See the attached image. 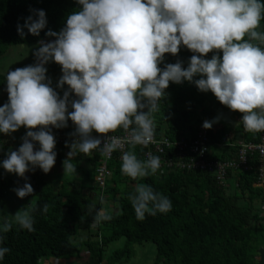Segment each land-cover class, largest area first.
<instances>
[{"label":"clouds","instance_id":"1","mask_svg":"<svg viewBox=\"0 0 264 264\" xmlns=\"http://www.w3.org/2000/svg\"><path fill=\"white\" fill-rule=\"evenodd\" d=\"M77 3L82 7L68 16L61 31L46 33L56 39L39 42L41 46L34 53L37 63L6 76L9 102L0 107V133L11 134L22 126L28 129L18 151H10L0 162L6 172L25 179L22 187L13 189L19 198L34 193L26 172L39 168L47 174L54 167L57 152L52 128L67 127L69 119L76 125L73 135L78 139L70 145L64 161L65 174L76 171L72 159L80 153L91 155L99 149L110 157L123 149L125 142L133 146L155 142L152 114L170 83L187 80L202 92L211 91L222 104L243 114L240 122L246 131H264V31L258 30L264 20V0ZM46 25L45 11L33 10L17 30L23 36L27 27L39 36ZM182 46L197 54L187 68L182 61L161 68L165 54L177 55ZM210 52L215 54L205 58ZM50 61L62 66L58 87L69 86L63 98L47 76L45 65ZM72 93L77 99L70 100ZM69 105L73 111H69ZM218 119L205 121L203 127L211 129ZM118 129L128 136L107 135ZM93 131L107 136L103 145L101 139L93 137ZM160 168L159 156L149 154L146 161H141L131 151L122 155L121 171L133 180L155 174ZM131 202L138 220L172 208L167 196L145 184L136 186ZM47 210L44 205L43 211ZM107 219L110 217L105 210H95L96 222ZM13 224L35 230L28 210L5 219L0 232L10 231ZM9 252V248L0 246V261Z\"/></svg>","mask_w":264,"mask_h":264},{"label":"trees","instance_id":"2","mask_svg":"<svg viewBox=\"0 0 264 264\" xmlns=\"http://www.w3.org/2000/svg\"><path fill=\"white\" fill-rule=\"evenodd\" d=\"M81 7L77 0H0V59L14 45L40 44L41 40L53 42L56 37L46 33L61 31L68 16ZM33 10L45 11L47 25L39 36L24 27L21 36L18 25L23 26ZM258 30L264 31V20ZM214 54L210 52L205 58L211 59ZM193 55L197 54L182 46L177 55L165 54L160 67L182 61L187 68ZM45 67L51 87L63 98L69 86L58 87L62 66L50 61ZM4 84L5 79L0 76V90ZM75 98L72 93L70 100ZM220 109L233 111L237 122L231 126L218 119L211 129H205V160L233 161L240 149L237 142L258 144L261 132L246 131L240 122L242 113L228 108L214 93L202 92L187 80L181 84L170 83L166 96L152 114L155 139L185 140L190 144L198 138L199 127L205 121L219 118ZM73 110L69 105V111ZM60 130L72 133V121L69 119L68 126ZM126 133L118 129L114 135L122 137ZM230 134H234V140H229L227 145L224 141ZM7 136L0 138V147L5 140L2 149L6 150L11 148V140L5 139ZM72 143L71 140L56 143L59 160L65 159L64 151H71ZM147 150L148 147L141 146L127 149L141 161H145ZM8 151L0 149V162L7 158ZM120 156L118 150L108 160L99 149L91 155L80 153L72 159L76 171L69 177L55 176L54 180L50 177L47 180L48 173L40 171L25 174L34 189L30 196L37 197L31 213L35 230L13 224L10 231L0 232L3 238L0 246L10 249L0 264H54L53 260L55 264L75 260L81 263L86 260L89 264H126L135 254V245L145 242L156 245L155 264H259V250L264 248V188L258 185L254 170L260 163L258 157L249 155L254 167L251 171L229 170L222 186L212 171L200 169L158 171L133 180L122 173ZM103 165L109 174L102 186L97 177ZM25 182L18 175L7 177L6 170L0 167V211L6 205L7 191L22 187ZM138 184L150 185L155 192L167 196L172 202L171 210L146 214L145 219L138 220L131 202ZM44 205L48 206L47 212L43 211ZM96 209L105 210L110 219L96 222ZM121 240H125L124 246L113 250L112 246Z\"/></svg>","mask_w":264,"mask_h":264},{"label":"built area","instance_id":"3","mask_svg":"<svg viewBox=\"0 0 264 264\" xmlns=\"http://www.w3.org/2000/svg\"><path fill=\"white\" fill-rule=\"evenodd\" d=\"M75 99H77V97ZM72 127L73 130L70 134H66L63 132L64 130H60L62 128L57 131V129L53 127L52 134L56 139V143L63 142L65 140H71L74 142L76 139H78L76 135H73L76 131V125L74 124V122H72ZM199 131L200 133L198 138L190 144H188L185 140L170 141L169 139H155V142L150 143L147 146H135L148 147V150L144 154L145 161L149 158V154L160 157L161 168L158 170L160 172L164 173L172 171L174 169L183 171H191L193 169H200L204 171L208 170L214 173L218 183L222 186L225 185L223 181L227 176L229 170L232 172L251 171L254 167L250 164L249 155H251L252 157H258L260 163L254 168V170L257 173L258 185L264 188V131L260 133V143L258 144H246L243 140L237 142V144L240 146L238 156L235 160L229 162H222L219 160H205V157H207V147L205 142L206 130L203 125L199 127ZM92 135L93 137L101 139L102 145L107 138L105 134L95 135L93 132ZM107 135H114V133H109ZM127 136L128 133L120 138L125 139ZM229 140H234V134H230L227 136V140L224 141L225 144L228 145ZM231 145L230 147H233L235 144L233 146ZM130 146L133 145L125 142L123 149H118V151L121 153V160L123 153L127 151ZM223 146V144L220 145V147ZM113 154L114 152L110 157L105 156V160L110 159ZM108 174L109 172L107 171L106 165H103L98 170L97 180L102 186L104 185L105 177ZM262 210H264V204L262 206Z\"/></svg>","mask_w":264,"mask_h":264},{"label":"rangeland","instance_id":"4","mask_svg":"<svg viewBox=\"0 0 264 264\" xmlns=\"http://www.w3.org/2000/svg\"><path fill=\"white\" fill-rule=\"evenodd\" d=\"M45 43H49V42H45ZM40 46H41L40 44L14 45V46L10 47L7 55L0 59V76H2L5 79V84L3 85V87L0 90V105H2V104L4 105V104L9 102V93L7 91V79H6L7 73L10 71H14L17 68H24L26 66L36 64L37 59H36V56L34 53L36 50H38V48ZM232 120L235 122V125H236L237 120L233 119V115H232ZM35 130H39V129H35ZM27 131H28V129L26 127L22 126L19 130H17V133L8 134L9 137L7 136L5 139L7 140L9 138L12 141V142L10 141L11 148L8 149L9 152L10 151H18L19 147L23 143L22 138L26 135ZM5 135H4V133H0V138L1 137L3 138V136H5ZM4 142H5V140L2 141V144ZM2 144L0 147L1 151H8L6 149H2ZM36 148H37V150L39 149L38 143L36 144ZM54 150L58 154V152H59L58 148L55 147ZM9 152H7V154ZM67 158L68 157H66L65 159L59 160L58 155H57L56 163H55L54 167L52 168V170L50 171V172H52L53 175L47 174V175H45V178L47 180H50V178H52V180H54L57 176H60L61 178L71 176L72 172L65 174L64 161ZM36 171H40L41 173L45 174L41 169L36 168V170L34 172L33 171L26 172V175H32ZM6 175H7V177L11 178L17 174L6 172ZM74 175H76V174H74ZM49 176H50V178H49ZM17 187L18 186L11 187L6 193V205L3 208V210L0 211V220L1 221H4L5 219L11 218L12 215H15L18 211L23 212L24 210H28L31 213L33 211V206L37 201V197L27 196L25 198H19L16 195V192L13 191V189H15ZM124 244H125V240H121L118 243H116L115 245H113L112 249L114 250L117 248H122L124 246ZM112 249L110 250V252L113 251ZM134 250H135V254L132 256V258L129 261L126 262V264H155V262L157 261V258H158L157 248H156V245L154 243L145 242L143 244H137V245H135ZM52 262L54 264L56 263L54 260ZM78 262H79L78 260H75V262H71V263L62 262V264H82L83 262H84L83 264H89V262L86 260L82 261V263L81 262L78 263ZM159 264H161V263H159Z\"/></svg>","mask_w":264,"mask_h":264},{"label":"water","instance_id":"5","mask_svg":"<svg viewBox=\"0 0 264 264\" xmlns=\"http://www.w3.org/2000/svg\"><path fill=\"white\" fill-rule=\"evenodd\" d=\"M232 115H233L232 111H223L222 109L219 110L220 120L225 124L234 126L235 122L232 120ZM259 254H260L259 264H264V248H261L259 250Z\"/></svg>","mask_w":264,"mask_h":264},{"label":"crops","instance_id":"6","mask_svg":"<svg viewBox=\"0 0 264 264\" xmlns=\"http://www.w3.org/2000/svg\"><path fill=\"white\" fill-rule=\"evenodd\" d=\"M14 133H17V131L14 132ZM14 133H13V134H14ZM8 152H9V151H8ZM69 152H70V151H68V150H67V152L64 151V153H65V156H64V157H65V158L68 157V153H69ZM59 165H60V164H59ZM50 174L53 175L52 172H49V173H48V175H50ZM49 177H50V176H49Z\"/></svg>","mask_w":264,"mask_h":264}]
</instances>
